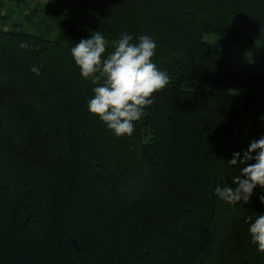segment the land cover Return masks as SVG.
I'll return each instance as SVG.
<instances>
[{
	"label": "trees",
	"instance_id": "trees-1",
	"mask_svg": "<svg viewBox=\"0 0 264 264\" xmlns=\"http://www.w3.org/2000/svg\"><path fill=\"white\" fill-rule=\"evenodd\" d=\"M263 27L264 0H0V264H264L245 223L264 188L215 195L264 136V73L204 39ZM96 31L109 52L149 35L170 78L131 136L89 113L97 85L70 50Z\"/></svg>",
	"mask_w": 264,
	"mask_h": 264
},
{
	"label": "clouds",
	"instance_id": "clouds-1",
	"mask_svg": "<svg viewBox=\"0 0 264 264\" xmlns=\"http://www.w3.org/2000/svg\"><path fill=\"white\" fill-rule=\"evenodd\" d=\"M133 39V35L121 33L109 52L108 41L96 31L70 50L82 78L97 85L87 104L89 113L97 116L116 137L133 134L134 122L142 118L144 110L154 103V94L164 89L170 79L152 62L157 47L153 38L139 35L135 43ZM20 47L30 48L24 42ZM30 71L40 75L36 66ZM228 163L240 166L232 179L235 188L218 184L215 195L230 205L248 203L257 186L264 188V136L251 142L242 159L236 152ZM259 199L264 203V195ZM245 223L251 244L264 253V214L255 218L248 216Z\"/></svg>",
	"mask_w": 264,
	"mask_h": 264
},
{
	"label": "rangeland",
	"instance_id": "rangeland-1",
	"mask_svg": "<svg viewBox=\"0 0 264 264\" xmlns=\"http://www.w3.org/2000/svg\"><path fill=\"white\" fill-rule=\"evenodd\" d=\"M10 5V4H8ZM26 8H20L16 11V16L19 18ZM264 34V27H263ZM204 39L216 48H228L230 55L237 61H254L260 64L261 70L264 73V39L255 33H250V41L248 42H224L221 38L215 34H207ZM252 109L246 112L241 118L240 123L234 128L233 134L246 133L249 128V124L252 118Z\"/></svg>",
	"mask_w": 264,
	"mask_h": 264
}]
</instances>
